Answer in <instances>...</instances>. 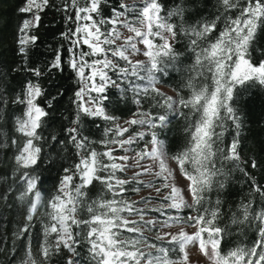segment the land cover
<instances>
[{"label":"snow or ice","instance_id":"snow-or-ice-1","mask_svg":"<svg viewBox=\"0 0 264 264\" xmlns=\"http://www.w3.org/2000/svg\"><path fill=\"white\" fill-rule=\"evenodd\" d=\"M15 12L0 62L7 264H264V146L245 135L264 103V0Z\"/></svg>","mask_w":264,"mask_h":264},{"label":"trees","instance_id":"trees-1","mask_svg":"<svg viewBox=\"0 0 264 264\" xmlns=\"http://www.w3.org/2000/svg\"><path fill=\"white\" fill-rule=\"evenodd\" d=\"M19 0H0V62L8 67L11 66L13 60L12 52V38L14 34V27L18 21V14L15 8ZM211 10V2L209 4ZM176 79H179V74H174ZM165 83L175 87V83L165 81ZM258 91V90H256ZM264 96V93H261ZM123 118L128 117L129 113L120 114ZM248 124L246 127L245 135L247 137V148L255 149L257 152L264 146V103H258L250 114H247ZM93 132L98 130L93 128ZM264 180V177L261 178ZM239 187H234L232 195L229 197L230 201H234L239 195H242ZM7 220L5 221L6 227L10 230L12 227V214L5 213ZM0 264H7L6 258L0 256Z\"/></svg>","mask_w":264,"mask_h":264},{"label":"rangeland","instance_id":"rangeland-1","mask_svg":"<svg viewBox=\"0 0 264 264\" xmlns=\"http://www.w3.org/2000/svg\"><path fill=\"white\" fill-rule=\"evenodd\" d=\"M166 84V86H168V87H174V86H172V85H169V84H167V83H165ZM128 117H126V118H124V119H127ZM145 179H147V177H145ZM194 260H198L199 261V264H204V259L202 258V257H198V256H195L194 257Z\"/></svg>","mask_w":264,"mask_h":264}]
</instances>
